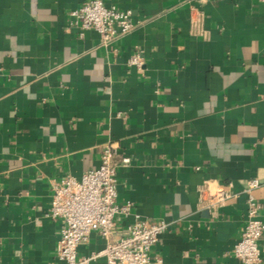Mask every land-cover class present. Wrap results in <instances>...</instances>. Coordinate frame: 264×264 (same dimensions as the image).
Instances as JSON below:
<instances>
[{
  "label": "crops",
  "instance_id": "crops-1",
  "mask_svg": "<svg viewBox=\"0 0 264 264\" xmlns=\"http://www.w3.org/2000/svg\"><path fill=\"white\" fill-rule=\"evenodd\" d=\"M110 1L136 26L106 44L71 23L83 0H0V264L57 263L51 183L97 167L108 141L131 158L116 235L163 219L152 264H245L232 250L253 178L264 219V2ZM104 245L93 231L79 253Z\"/></svg>",
  "mask_w": 264,
  "mask_h": 264
},
{
  "label": "built area",
  "instance_id": "built-area-1",
  "mask_svg": "<svg viewBox=\"0 0 264 264\" xmlns=\"http://www.w3.org/2000/svg\"><path fill=\"white\" fill-rule=\"evenodd\" d=\"M69 14L72 24L81 29H94L106 44L136 26L133 11L121 8L110 0H83ZM143 63L139 51L134 52L129 59V64L138 68ZM130 161L129 156L119 154L115 142L108 141L101 148L97 167L85 170L81 178L70 175L52 181L49 215L60 221L56 264H90L100 257L105 259L106 264H152V249L160 235L169 228L167 221H151L135 214L126 232L116 235L117 216L129 215L132 210V202L119 201L117 168ZM259 184L257 178L248 182L246 218L232 250L245 264H259L263 260L262 205L252 192ZM230 195L227 190L214 192L209 205L214 207ZM93 231L99 232L105 239L104 247L89 256L80 255V247L89 241ZM155 260L157 263L162 262L160 258Z\"/></svg>",
  "mask_w": 264,
  "mask_h": 264
}]
</instances>
